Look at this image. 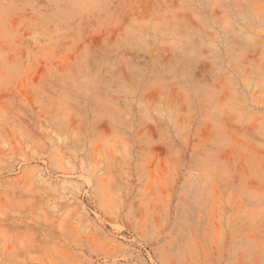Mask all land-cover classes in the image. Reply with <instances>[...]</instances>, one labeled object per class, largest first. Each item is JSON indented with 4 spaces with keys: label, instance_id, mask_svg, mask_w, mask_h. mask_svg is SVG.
<instances>
[{
    "label": "rangeland",
    "instance_id": "obj_1",
    "mask_svg": "<svg viewBox=\"0 0 264 264\" xmlns=\"http://www.w3.org/2000/svg\"><path fill=\"white\" fill-rule=\"evenodd\" d=\"M0 264H264V0H0Z\"/></svg>",
    "mask_w": 264,
    "mask_h": 264
}]
</instances>
